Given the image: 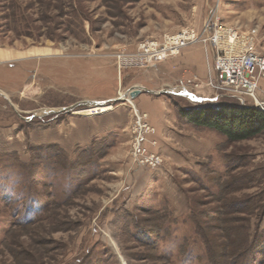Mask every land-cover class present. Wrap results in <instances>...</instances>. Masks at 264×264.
Returning a JSON list of instances; mask_svg holds the SVG:
<instances>
[{"label": "rangeland", "instance_id": "rangeland-1", "mask_svg": "<svg viewBox=\"0 0 264 264\" xmlns=\"http://www.w3.org/2000/svg\"><path fill=\"white\" fill-rule=\"evenodd\" d=\"M212 16L257 30L264 54V0H0V264H210L196 221L229 240L212 242L217 264H264V246L241 254L252 233H264V133L232 143L179 115L236 102L206 88L213 66L200 77V63H175L204 47L118 70V54L165 33L200 32ZM137 89L168 106L173 149L158 153L157 170L134 166L131 142L120 156L114 148L133 124L125 96ZM90 102L110 110L73 108Z\"/></svg>", "mask_w": 264, "mask_h": 264}, {"label": "built area", "instance_id": "built-area-1", "mask_svg": "<svg viewBox=\"0 0 264 264\" xmlns=\"http://www.w3.org/2000/svg\"><path fill=\"white\" fill-rule=\"evenodd\" d=\"M258 43L257 30L241 31L212 16L200 32L182 29L165 33L159 38L143 40L135 53L118 54V70L121 73L125 68H154L179 56L188 47L201 45L214 58L213 78L206 88L213 94H232L242 104H246L244 97H250L255 107L264 111V102L258 94L260 81L264 79V54L259 51ZM125 99L133 109L130 134L134 166L157 170L164 163L162 155L150 150L157 145L152 139L157 130L150 124L148 115L138 110L130 99ZM102 110L97 107L93 114L101 115Z\"/></svg>", "mask_w": 264, "mask_h": 264}, {"label": "trees", "instance_id": "trees-1", "mask_svg": "<svg viewBox=\"0 0 264 264\" xmlns=\"http://www.w3.org/2000/svg\"><path fill=\"white\" fill-rule=\"evenodd\" d=\"M235 101L236 102L229 103L227 101L217 104H209L197 108H182L179 110V115L181 119L185 120L189 124L195 127L207 128L216 131L232 143L251 140L264 133V111L256 108L255 106L242 104L237 99ZM190 208L192 214H194V204L191 200ZM196 224V234L201 237L203 241L208 262L210 264H217L214 261L215 256L213 254L214 248L211 247L212 242L214 240L220 241V239L224 241L227 240L229 242L228 238L226 239L225 236H217L214 239V237L210 234L211 228H203L201 223L197 221ZM224 229V226H217V228H215V230L221 232ZM227 231H231L230 228ZM259 232V234L258 232L252 233V237L243 242L245 247L243 248L244 250L241 251V254L243 253L242 256H246L245 258L260 254L264 248V241H261L264 239V233L260 230ZM230 255L234 256V253H230Z\"/></svg>", "mask_w": 264, "mask_h": 264}, {"label": "crops", "instance_id": "crops-1", "mask_svg": "<svg viewBox=\"0 0 264 264\" xmlns=\"http://www.w3.org/2000/svg\"><path fill=\"white\" fill-rule=\"evenodd\" d=\"M200 50L202 51L201 55H199V53L201 52ZM193 56H197L199 60L197 58L194 59L195 57ZM175 63L181 66L184 64L186 67H192V64L200 63V65L197 66L196 74H198L200 77H204L208 67L214 65V58H213L212 53L209 50H206L202 47L201 49L188 48L183 52V56ZM132 88L133 87H131V90ZM108 100L112 101L114 100V97H111ZM136 100H137V105L135 103ZM133 104L142 113L148 115V120L150 124L157 129L158 134L156 136V139L158 140L157 141L158 146L156 148H152V151L161 153L163 156H167L169 152H171V150L173 149L169 142V140L173 138L171 135V133L173 132H172V128H170V125H172V123H171V120H169V117L167 114L168 106H167L166 100H164L162 97H159L153 94L141 93L139 96H137L133 100ZM91 123L92 124H84V125H87V126L92 125L94 127L95 124L93 122ZM94 129L92 131L93 135L96 133V130H97V129L96 130ZM127 131H128V134L125 135V139L122 142H120L119 145L114 147L115 150L117 151L116 154H118V156H120L121 154V152H118V151H120L121 146H123V144L130 146V142H131L130 135L131 134L129 131V127L127 128ZM129 170H130V167H126V171H129Z\"/></svg>", "mask_w": 264, "mask_h": 264}, {"label": "water", "instance_id": "water-1", "mask_svg": "<svg viewBox=\"0 0 264 264\" xmlns=\"http://www.w3.org/2000/svg\"><path fill=\"white\" fill-rule=\"evenodd\" d=\"M143 90L149 94H157L156 92H154L152 90H148V89H143ZM143 90L137 89V90H134L133 92H130L129 96H130L131 100H134L138 95H140L143 92ZM189 95L191 96V94H189ZM125 98H127V95L125 96ZM194 99L196 100V102H199V103L206 101L205 99H198V98H194ZM80 106L101 107V104L98 102H90V104L78 103V104H76V106H73V108H77Z\"/></svg>", "mask_w": 264, "mask_h": 264}, {"label": "bare ground", "instance_id": "bare-ground-1", "mask_svg": "<svg viewBox=\"0 0 264 264\" xmlns=\"http://www.w3.org/2000/svg\"><path fill=\"white\" fill-rule=\"evenodd\" d=\"M138 96H139V95H138ZM130 99H131V98H130ZM90 107H91V108H90ZM90 107H89L90 109H92V108H93L92 106H90ZM95 108H97V107H95ZM102 109H103V110H102L101 112H103V113H106L107 111H109V110H110V108H109V107H107V106H104V107H102ZM92 112H93V111H92ZM92 112H91V113H92ZM87 114H88V113H87Z\"/></svg>", "mask_w": 264, "mask_h": 264}]
</instances>
